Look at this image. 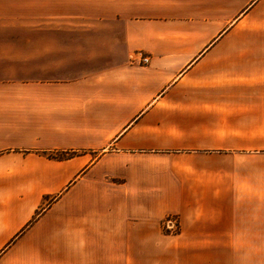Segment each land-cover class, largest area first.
Returning <instances> with one entry per match:
<instances>
[{
    "label": "crops",
    "instance_id": "obj_1",
    "mask_svg": "<svg viewBox=\"0 0 264 264\" xmlns=\"http://www.w3.org/2000/svg\"><path fill=\"white\" fill-rule=\"evenodd\" d=\"M68 17L119 22L123 59L68 76ZM251 124L264 0H0V264H264Z\"/></svg>",
    "mask_w": 264,
    "mask_h": 264
},
{
    "label": "rangeland",
    "instance_id": "obj_2",
    "mask_svg": "<svg viewBox=\"0 0 264 264\" xmlns=\"http://www.w3.org/2000/svg\"><path fill=\"white\" fill-rule=\"evenodd\" d=\"M57 25L64 27V29L55 30V41H70L68 43L73 45V47L64 48L66 52L63 55L58 53L55 55V59L70 65V70L66 69L68 76H75V70L81 73L108 68L110 64H115L123 59V38L119 22L68 17L55 19V27ZM10 33L12 37L15 34L14 32ZM8 34L6 33V37ZM24 34L26 32L22 33V38H28ZM27 34L29 35V33ZM237 38V31L235 30L231 34V40H237ZM74 68L75 70H73ZM247 124L249 123L247 122ZM246 134L259 136L263 140L264 127H254L251 124V126L246 127ZM261 143H258L257 146L264 147V141ZM175 216L178 217L177 215H167L161 222ZM161 231L166 235H175L179 232V226L176 233H171L164 228H161Z\"/></svg>",
    "mask_w": 264,
    "mask_h": 264
},
{
    "label": "built area",
    "instance_id": "obj_3",
    "mask_svg": "<svg viewBox=\"0 0 264 264\" xmlns=\"http://www.w3.org/2000/svg\"><path fill=\"white\" fill-rule=\"evenodd\" d=\"M148 58L145 56H141L139 58V64L141 65H145L148 63ZM178 226H179V222H178V218L175 217H171L169 219H166L165 221L161 222V228H164L168 231H170L171 233L176 231L178 232Z\"/></svg>",
    "mask_w": 264,
    "mask_h": 264
},
{
    "label": "trees",
    "instance_id": "obj_4",
    "mask_svg": "<svg viewBox=\"0 0 264 264\" xmlns=\"http://www.w3.org/2000/svg\"><path fill=\"white\" fill-rule=\"evenodd\" d=\"M44 155L48 159H54V160H63L71 158L75 155L73 152H50V153H44Z\"/></svg>",
    "mask_w": 264,
    "mask_h": 264
}]
</instances>
